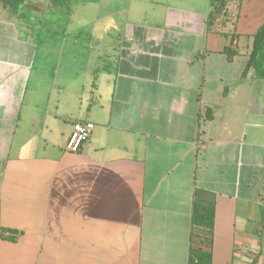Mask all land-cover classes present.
<instances>
[{
    "label": "crops",
    "instance_id": "0c3cea01",
    "mask_svg": "<svg viewBox=\"0 0 264 264\" xmlns=\"http://www.w3.org/2000/svg\"><path fill=\"white\" fill-rule=\"evenodd\" d=\"M68 1L0 4V264H189L196 246L211 264H264V79L240 77L264 0L224 29L210 6L136 19L99 65L70 31L40 40L48 10L69 26ZM74 122L93 124L78 152Z\"/></svg>",
    "mask_w": 264,
    "mask_h": 264
},
{
    "label": "rangeland",
    "instance_id": "374dc122",
    "mask_svg": "<svg viewBox=\"0 0 264 264\" xmlns=\"http://www.w3.org/2000/svg\"><path fill=\"white\" fill-rule=\"evenodd\" d=\"M143 0H69L62 7V11L70 16L69 26L64 20H48L50 10L45 14L40 23H36L39 29L40 40L57 29L70 31L72 46L79 40L87 53L88 61L91 59L99 65L95 59L96 51L100 48L108 49L111 42L121 40V36L131 27V24H164L171 25L169 18L164 20L165 11L169 12L172 7H185L197 13H205L209 6V0H165L164 5L153 6L148 10L147 4H140ZM241 0H225V5L217 11L215 26L224 29L226 23L234 25L238 15ZM141 7L142 9H140ZM264 19V17H263ZM92 35V36H89ZM77 48V47H75ZM244 60V59H243ZM243 60H240L242 62ZM237 62V61H236ZM238 63V62H237Z\"/></svg>",
    "mask_w": 264,
    "mask_h": 264
},
{
    "label": "trees",
    "instance_id": "16d2710c",
    "mask_svg": "<svg viewBox=\"0 0 264 264\" xmlns=\"http://www.w3.org/2000/svg\"><path fill=\"white\" fill-rule=\"evenodd\" d=\"M26 0H0V4L8 12L21 16L20 6ZM54 3H64V0H52ZM225 5V0H209L210 11L206 20L207 24H212L216 20L217 11ZM228 59H231L233 51L226 46L222 50ZM252 77L264 79V20L257 27L255 32L249 36L248 52L245 65L240 77ZM192 223L196 227H203L211 231L214 221V209L211 205L194 200L192 203ZM13 240L14 238L11 237ZM190 264H211V253L203 247L196 246L190 249Z\"/></svg>",
    "mask_w": 264,
    "mask_h": 264
},
{
    "label": "built area",
    "instance_id": "2783aa9c",
    "mask_svg": "<svg viewBox=\"0 0 264 264\" xmlns=\"http://www.w3.org/2000/svg\"><path fill=\"white\" fill-rule=\"evenodd\" d=\"M92 128L91 122H74L72 131L66 140L65 149L70 152H78L89 137Z\"/></svg>",
    "mask_w": 264,
    "mask_h": 264
}]
</instances>
